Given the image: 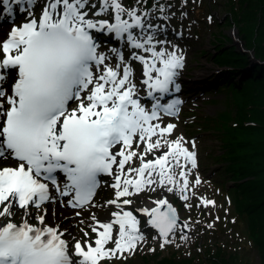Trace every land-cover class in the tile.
I'll return each instance as SVG.
<instances>
[{
	"label": "snow or ice",
	"instance_id": "6c2138e0",
	"mask_svg": "<svg viewBox=\"0 0 264 264\" xmlns=\"http://www.w3.org/2000/svg\"><path fill=\"white\" fill-rule=\"evenodd\" d=\"M172 8L0 0L12 25L0 37V160L13 161L0 164V264H111L146 243L149 229L160 248L179 247L177 236L187 243L199 221L182 220L166 193L189 210L193 199L215 206L197 196L199 176L190 179L195 142L165 122L183 104L174 94L185 57L167 38ZM102 182L112 192L104 204L95 200Z\"/></svg>",
	"mask_w": 264,
	"mask_h": 264
},
{
	"label": "rangeland",
	"instance_id": "374dc122",
	"mask_svg": "<svg viewBox=\"0 0 264 264\" xmlns=\"http://www.w3.org/2000/svg\"><path fill=\"white\" fill-rule=\"evenodd\" d=\"M167 2L173 5L172 11L176 13L167 22L169 28L167 38L181 48L185 57V66L180 71L178 82L185 84L181 80L185 74L199 71L203 77L201 86L203 85L204 88H196V91L190 89L176 94L183 100L181 110L178 117H165V122H173L177 125L175 135H182L185 140L195 142L193 150L197 153L198 167L190 179L194 180L196 175L199 176L201 183L195 188L197 196L215 201V206L197 207V201L193 199L191 201L193 207L189 210L184 207V202L178 196L166 193L182 220L199 221L198 224L194 223L193 231L188 233L189 241L181 243L177 236L176 242L180 244L179 247L172 244L160 248L159 241L152 239L156 235L155 231L149 229L146 232V243L126 260H112L111 264H148L154 263L160 256L169 255H176L180 259L195 258L198 261L201 248L209 246L215 249V241L223 243L226 251L236 252L238 254L236 260L244 264H261L257 248L248 234V223L245 217L239 214L235 205L234 197L240 189L229 190V187L235 183L232 179V170L228 168L230 166L231 169H238L244 163L249 165L251 162H258V156L253 154L258 137L247 132L235 131L236 120L247 111L244 107L246 105L243 103L241 93L236 92L231 86L222 84V70L216 67L211 59V54L218 52L216 50L220 45L223 48L233 45L244 52L246 38L243 37L240 24L234 22L233 15L229 12V0H188L183 7L182 0H167ZM124 3L128 6L133 4L134 0H124ZM148 3L150 6L152 0H148ZM181 11L187 15L181 16ZM209 17H212L211 22L208 20ZM21 19V14L16 15L17 24ZM11 26L9 21L1 24L0 37L5 36ZM224 37H227V40ZM248 52L253 55L252 50ZM135 68L139 75L142 66L136 64ZM230 79L237 80L238 77ZM170 98L172 97H166V99ZM253 119L254 115L251 114L249 120ZM227 147L235 149V162H230L223 156ZM12 163L11 159L0 160L2 165ZM150 195L154 197L155 193ZM110 198L112 192L102 182L95 200L104 204ZM133 199L138 201L139 197ZM48 207L50 215L51 211L57 212L61 218L63 215H72V209ZM94 211H97L98 215L106 214L103 209H94ZM216 217H219V220H216ZM211 223H214V227H207ZM141 228L143 229V218Z\"/></svg>",
	"mask_w": 264,
	"mask_h": 264
},
{
	"label": "trees",
	"instance_id": "16d2710c",
	"mask_svg": "<svg viewBox=\"0 0 264 264\" xmlns=\"http://www.w3.org/2000/svg\"><path fill=\"white\" fill-rule=\"evenodd\" d=\"M229 5L234 22L240 24V30L246 38L244 50H252L253 55L251 57L248 51L242 52L233 45L224 48L220 45L216 50L218 52L211 54V59L214 64L227 67L221 71L224 77L222 84L231 86L244 99L247 111L236 120L235 131L258 137L253 152L258 156V162L249 165L244 163L238 169L228 166L235 183L229 190L240 189L234 197L235 205L248 223V234L257 248L260 263L264 264V0H229ZM236 70L239 78L231 80L228 75H233ZM251 114L254 115L252 121L249 120ZM234 152V148L227 147L223 156L235 162ZM200 252L198 261L195 258L180 259L176 255H169L160 256L154 263L148 264H244L236 260V252L226 251L224 244L219 241H215V249L204 246Z\"/></svg>",
	"mask_w": 264,
	"mask_h": 264
},
{
	"label": "bare ground",
	"instance_id": "6f19581e",
	"mask_svg": "<svg viewBox=\"0 0 264 264\" xmlns=\"http://www.w3.org/2000/svg\"><path fill=\"white\" fill-rule=\"evenodd\" d=\"M251 57H252V56H251ZM225 67H226V66H225ZM194 73H195V74H198V75L200 74V72H194ZM190 79H191V78H190Z\"/></svg>",
	"mask_w": 264,
	"mask_h": 264
},
{
	"label": "water",
	"instance_id": "95a60500",
	"mask_svg": "<svg viewBox=\"0 0 264 264\" xmlns=\"http://www.w3.org/2000/svg\"><path fill=\"white\" fill-rule=\"evenodd\" d=\"M237 43H239V41H238ZM247 51H248V50H247ZM249 56H252V55L249 53Z\"/></svg>",
	"mask_w": 264,
	"mask_h": 264
}]
</instances>
